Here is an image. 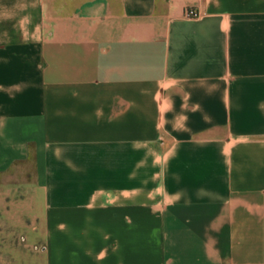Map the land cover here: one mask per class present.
Masks as SVG:
<instances>
[{"label": "crops", "instance_id": "1", "mask_svg": "<svg viewBox=\"0 0 264 264\" xmlns=\"http://www.w3.org/2000/svg\"><path fill=\"white\" fill-rule=\"evenodd\" d=\"M28 164L22 264H264V0H0V180Z\"/></svg>", "mask_w": 264, "mask_h": 264}, {"label": "rangeland", "instance_id": "2", "mask_svg": "<svg viewBox=\"0 0 264 264\" xmlns=\"http://www.w3.org/2000/svg\"><path fill=\"white\" fill-rule=\"evenodd\" d=\"M33 172V165H21L17 166L8 176L0 180V200L11 203L25 199V196L16 193V189L21 185L32 183ZM4 214L5 212H0L2 220H5ZM32 228L14 227L11 223H5L0 227V264H22V261L27 263L28 258L22 260L20 253L27 250L24 248L23 238L27 239L30 244L28 248L29 252H27L30 255V261H32V254L35 253L33 245L41 246L39 242L37 243V239L40 238V230L42 231V228H37L33 232ZM35 239L36 242H34Z\"/></svg>", "mask_w": 264, "mask_h": 264}, {"label": "built area", "instance_id": "3", "mask_svg": "<svg viewBox=\"0 0 264 264\" xmlns=\"http://www.w3.org/2000/svg\"><path fill=\"white\" fill-rule=\"evenodd\" d=\"M199 17V14L194 11V10H190L189 12H187V18H197Z\"/></svg>", "mask_w": 264, "mask_h": 264}]
</instances>
